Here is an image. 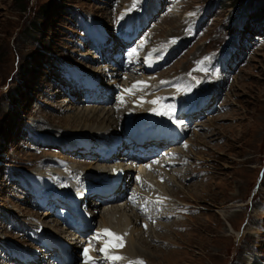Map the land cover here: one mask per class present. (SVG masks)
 Here are the masks:
<instances>
[{
  "label": "rangeland",
  "instance_id": "obj_1",
  "mask_svg": "<svg viewBox=\"0 0 264 264\" xmlns=\"http://www.w3.org/2000/svg\"><path fill=\"white\" fill-rule=\"evenodd\" d=\"M133 5L134 0H0V264H52V253H43L42 243L48 240L38 238V226L74 248L75 264H85L82 250L74 246L77 236L62 230L57 214L47 215L50 210L40 197L54 187L60 189L62 179L52 183L39 175L47 167L84 172L108 167L81 159V152L65 151L59 135L66 133V141L77 142L93 138L96 134L91 131L74 134L83 131V122L73 125L80 110H107L117 104L113 100L98 106L93 91L82 85L81 80L92 76L107 86L89 32L98 28L90 29V24L99 23L101 31L109 33L117 19L147 12L156 14L145 32L146 51H153L158 63L154 74L139 79L150 87H143L141 96H153L148 92L157 83H173L181 92L183 79L192 85L194 96L174 100L193 107L191 115L184 112L188 116L179 119L187 121L189 130L183 146L156 148L151 160L159 168L177 152L183 167L167 171L160 182L169 177L170 182L160 187L153 177L163 172L158 169H153L157 175L144 176L128 166L133 180L123 178L126 189L142 175L151 186H158L155 191L144 187L146 204L135 207L148 213V220L135 225L132 213L124 214L139 231L136 235L147 242L135 245L137 257L130 264H264V0H135ZM221 56L229 62L219 61ZM72 69H76L73 75ZM123 94L125 89L119 92L125 99ZM89 126L95 131L94 121ZM47 134L54 142L45 138ZM158 191L168 199L162 209L147 198L155 199ZM122 193L128 196L130 191ZM91 202L98 203V211L96 215L88 209L95 224L85 237L88 242L104 227L102 212L119 205ZM40 206L46 213L35 210ZM151 213L160 220H153ZM151 223L160 226L150 238ZM100 243L92 245L94 257L101 264H112Z\"/></svg>",
  "mask_w": 264,
  "mask_h": 264
},
{
  "label": "bare ground",
  "instance_id": "obj_2",
  "mask_svg": "<svg viewBox=\"0 0 264 264\" xmlns=\"http://www.w3.org/2000/svg\"><path fill=\"white\" fill-rule=\"evenodd\" d=\"M133 83L142 85L143 87L147 85V82H144L142 80L136 81V82H130L129 84L132 85ZM183 86H184V84L182 83L181 87H183ZM140 90L141 89H135V90H132L131 92L126 91V95L128 97L131 96L133 93H135V91H137L136 92L137 93V97H136L137 99H135L134 97H130L131 99L128 101V106L126 107V109H123L120 113H119V111L117 113L113 112V109L111 107L107 110H105L104 108L102 110H98V107H94L91 110H87V109L80 110L79 114L77 115L80 117L76 118V120H78V121L75 122V120H74V122H73V125H75V127H77L76 126L77 124L80 125L81 122H83V126L81 128V129H83V131H81V130L75 131L74 134H82L83 135V133H85V132L88 133L87 131H91L92 133L96 134L93 137H96V136L102 135L103 133H105L108 130L109 134L112 135V140H110L111 142H108V143H102L101 142L99 145V147H101L103 149V153H101V156L98 160H100L101 162H104V160H105V161H108L109 163H113V166H111L110 169H108V170L105 169L106 173H99L97 170L95 171V168H93L91 171L84 172V171H80V169L79 170L76 168L73 169L72 167L66 166V167L62 168L61 170H53V169L47 167L42 172L43 175H39V177L40 176L45 177L46 180H49L52 183L54 181H56L57 178L62 179L60 189H57L54 187L53 192H50L49 194H46L43 197L40 195L43 198V200H49L48 198H50V199L56 201L57 203H60L61 205L64 204L65 207L71 206V205L66 204L68 202L79 205V207L84 206L85 204H88L87 208H91L90 211L92 212V214L96 213V215H97V211H98L97 210L98 209L97 208L98 203H96V205L93 204L91 202L92 199H95L98 202H100V201L106 202V204L109 203V201H111L112 203L119 202V205H116L115 207H110V212H107V213L102 212L100 217H101V221H103L102 224L104 225V227H103V229H99V233H97L95 235V238H97V240L101 242L100 243L101 244L100 250L105 247L106 241L109 240V237H106L103 235V233L106 229L110 230L115 235L123 238L122 239L123 247H109V249L107 251V255L110 257L111 256L122 257V259L115 261L117 264H129V262L131 260L133 261L132 258H134V256H136V253H137V249L135 248V245L140 244L142 246L144 244L146 245V243H147L146 240L144 238H142V236H138V234L136 235V233L139 231L137 230V232H135L136 228L134 227V223L132 222V220H129V218L126 215H124L125 212L128 211V212L132 213V217H133V221L135 222V225L137 223H139L140 220L145 221V220L149 219L148 215H143V214L134 212V211H136V210H134L135 202H133V203H130L127 201L125 203L122 202V201H125L124 196L125 197L127 196V195L123 194L122 191L123 190L124 191L130 190V188L126 189L129 186L124 184L123 178H126V179L129 178V180L132 181V179L129 175L130 168L128 166H135V167L139 166L138 169L141 171L142 174H144V176L147 175V173L149 171L153 170V167H154V165L149 166V163L145 164L148 160L152 159L153 155L149 154L147 151L145 152V151H142L139 149H137V150H135V152H133L131 149H129L126 146V141H125V144H124V142H122V146L124 147V153H125L124 155L122 154V156H123V159L127 163L124 164L123 161H118L121 159V157H122L121 155H118V156H120V158L115 160V157H117V154H113L112 152L119 150V147L117 146V143H118L117 138H119V137H118V135H114L117 132V126H119L120 122H121V125L123 126L122 131L125 132V128H130V129L134 128L138 123L137 122L138 119H142L143 125L146 126V124H147L148 126L153 127V130H156L160 133V137H162V141L160 143L164 144V142H165L166 144H168V146H171V145H174L176 143L175 142L176 139L182 140V136H181L182 134L180 135L176 131V129H178V127H179V125H181V123L179 122V120L177 118H175V114L172 116V118H170L169 115H167V114H165V115L156 114L157 111H159L161 106H164L167 110L171 109L172 111H173V108H176V107L170 108L169 107L170 105L167 104V100H165L162 97L156 98V97L152 96V97L146 98L144 96H141L142 94H140ZM183 90L185 92V97L193 95L191 90L188 89L187 87L184 86ZM153 98L155 100H152ZM152 101H158V103L153 104ZM196 101L197 100H195V102ZM179 105H180L179 111H181L182 113L187 112L188 115L192 114L191 112H190L191 114H189V111L193 108V107H191V105H189L188 103L183 104V102H182V104L179 103ZM121 115H123V117H124L122 120L120 117ZM93 121H94V124L96 126L94 128L95 131L92 130L91 127L89 126L90 123H92ZM159 124H161L160 127H158ZM176 126H177V128H176ZM174 131H176V133L170 137L171 133H173ZM119 135H120V133H119ZM59 136L62 138L61 142L62 141L63 142L61 145H64L63 148L75 150L78 147V146H76L77 145L76 142H73L74 140L66 141V137L68 136L66 133L60 134ZM78 143L84 145L85 147H89L90 141H89V139H87L83 142L79 141ZM104 145H106L105 149L103 148ZM76 151L79 153L78 150H76ZM119 151H120L119 152V154H120L123 151V149L119 150ZM120 162H122L123 164H121ZM167 162H169V161H166V163ZM158 164H160V163H158ZM56 165L58 167H60L59 164H56ZM95 165H97V164L95 163ZM158 167L160 168L159 165H158ZM139 170H138V172H139ZM158 170L160 171V169H158ZM161 171H163V172H159V174L157 173L158 176H153L154 178L155 177L157 178V183H160V184H161L160 181H162L161 179L164 178L165 176H168L167 171H169V170H162L161 169ZM153 172H155V171H153ZM87 175H91V176H87ZM113 175H117V178L121 179L120 183H122V185L125 187V189L124 188L121 189L120 184L117 183L115 185V192L116 193L114 192V196L112 198L111 197L105 198L103 196H100L99 194L106 192L107 189L102 188L101 186L94 188V185L101 184L102 182H105V181H109L110 176L113 177ZM144 176L143 175L141 176V180H140L141 182L137 186L135 185L136 187L133 186L134 188L132 189V191L130 193H128V195H130V199L133 200V199H136L137 197H139V194L142 193V189L144 187H151L152 189L154 188V191L158 188V186H155V185L151 186L150 183H147L146 182L147 180L145 179ZM75 179H79L80 182H78V181H77L78 183L74 182ZM167 179H168L167 182L166 181H165V183L163 182V184L159 185V187L164 186L168 182H170L169 181L170 177ZM137 180H138V178H137ZM135 181H136V179H135ZM173 181H175V180H173ZM56 183H57V181H56ZM128 184L131 185V183H128ZM118 188H119V190H118ZM157 193L158 194H157L156 198L155 199L152 198V199H153V202L155 204H158V206L161 207V209H162V208H164V206L167 205V204L165 205V203L168 201V199L164 196V194L161 191H158ZM120 202H122V203H120ZM87 211H89V210H87ZM69 213H70V211H68V214ZM163 214H165V213H163ZM109 215H113L111 220H108ZM32 217L35 218L36 216H32ZM85 222L89 226L88 230H90L92 228L91 219H90V221L86 220ZM120 223H122V224H120ZM158 226H160V225H158V224L155 225V224L151 223V226L149 227L150 228L149 231L151 230V232L149 233L151 235L150 238L153 237L154 232L157 229L156 227H158ZM144 227H145V225H144ZM53 228H55V226ZM144 229H146V228H144ZM190 231L192 232L193 230H190ZM58 232H60V231H58ZM178 232H179L178 229H176L175 233H178ZM181 232H183V231H181ZM75 233L79 234V233H81V230L76 231ZM165 233L168 236L171 235V233L169 231L165 232ZM175 233L173 232L172 234L174 235ZM185 233H186V230H185ZM83 234H79V236L81 237ZM149 234H148V237H149ZM186 235H189V234L186 233ZM135 236L136 237L138 236L137 237L138 239H136ZM55 238L59 239L58 237H55ZM42 239L48 240L45 242V245L51 244L50 241H52V239H50L48 236H43ZM92 239H93V237H92ZM114 243H119V242L114 241ZM163 244L165 245V243H163ZM167 244H170V243H167ZM173 244H176V243H173ZM152 247L154 248V246H152ZM185 247L183 246L182 249L185 250L186 249ZM84 248L88 249L87 255H85V260H88V258L90 257L91 262H92V259L94 257L95 252L93 253L92 248H90L89 245H86ZM85 249H84V254H85ZM168 252H170V251H168ZM103 255L105 256V253ZM106 262H108V261L106 260ZM52 264H54V262ZM55 264H62V263L56 262Z\"/></svg>",
  "mask_w": 264,
  "mask_h": 264
},
{
  "label": "snow or ice",
  "instance_id": "obj_3",
  "mask_svg": "<svg viewBox=\"0 0 264 264\" xmlns=\"http://www.w3.org/2000/svg\"><path fill=\"white\" fill-rule=\"evenodd\" d=\"M133 6H135V0H134V5ZM128 91L130 92L131 90H128ZM152 103L153 104H157L158 101H152ZM156 114H158V115L167 114V115H169L170 118H172V116L174 115V113L172 112L171 109L159 110V111H157ZM146 227L147 226L145 225V228ZM103 235L106 236V237H109V240H107L106 243H105V247L103 249H101V251L104 252L105 255H107V251H108L109 247H123V243H122V239L123 238L122 237L115 235L114 233H112L110 230H107V229L104 231ZM114 241L115 242H119V243H114ZM87 252H88V249H85V255H87ZM109 258L112 259L113 261L122 259V257H118V256H111ZM88 261H89V264H92L90 257L88 258ZM135 264H143V262L142 261L135 262Z\"/></svg>",
  "mask_w": 264,
  "mask_h": 264
}]
</instances>
